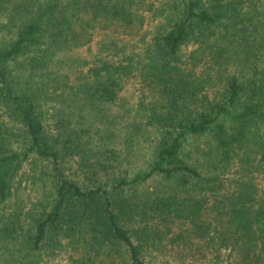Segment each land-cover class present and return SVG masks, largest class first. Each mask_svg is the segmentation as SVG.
I'll use <instances>...</instances> for the list:
<instances>
[{"label": "trees", "instance_id": "trees-1", "mask_svg": "<svg viewBox=\"0 0 264 264\" xmlns=\"http://www.w3.org/2000/svg\"><path fill=\"white\" fill-rule=\"evenodd\" d=\"M142 11L137 42L109 31ZM132 77L148 98L113 111ZM258 175L264 0H0V264H149L172 246L182 264L199 242L213 264H264Z\"/></svg>", "mask_w": 264, "mask_h": 264}, {"label": "rangeland", "instance_id": "rangeland-1", "mask_svg": "<svg viewBox=\"0 0 264 264\" xmlns=\"http://www.w3.org/2000/svg\"><path fill=\"white\" fill-rule=\"evenodd\" d=\"M143 17L145 16V19L143 23H140L139 20L136 21L135 25L129 29L128 34L125 35L122 33L120 28L117 27H111L109 29L110 32H115L119 34L120 37H128L127 39H130L131 43L137 42L139 35L148 31L151 26V19H149V13L142 11ZM109 34H112L110 33ZM91 38L89 42L86 44L78 47L73 51L74 59H78L80 62L78 68L74 69V71L69 75L70 81H76L78 77H81L84 74V71L87 68V64L89 61L92 60L94 57V54L97 53L98 49V41L102 38V29L99 27L92 32ZM191 49V45L187 44L182 48L183 53H187ZM149 96L148 90L140 83L139 79L136 77L128 78L124 81L123 88L120 92V97L118 100V103L112 107L113 111L121 110L120 106H123L124 108L134 110L139 108L140 102L145 101ZM141 160L138 156H134L132 158V162L129 163L131 169H136L140 166ZM65 172L68 173L71 176V162L65 163ZM73 175V174H72ZM257 181L259 185L264 184V175H258ZM194 256L192 258H185V260L182 262L186 263L189 261L191 264H213L215 263V256L214 253H211L212 246H207L203 244L202 242L195 243L194 246ZM180 248H177L176 246L168 247L165 251V255H153L150 260L149 264H173V258L177 257L180 254ZM58 262L60 264H64V256L58 258Z\"/></svg>", "mask_w": 264, "mask_h": 264}]
</instances>
